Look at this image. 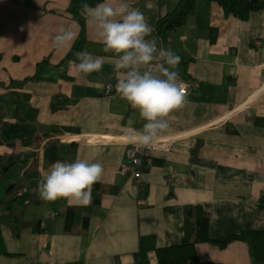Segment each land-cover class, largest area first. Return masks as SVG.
Instances as JSON below:
<instances>
[{
    "label": "crops",
    "instance_id": "obj_1",
    "mask_svg": "<svg viewBox=\"0 0 264 264\" xmlns=\"http://www.w3.org/2000/svg\"><path fill=\"white\" fill-rule=\"evenodd\" d=\"M176 1L128 0L153 29L146 39H158V21ZM71 2L0 0V264H161L159 249L183 241L190 206L204 208L212 237L197 242L195 264H259L240 234L264 229V7L241 16L199 0L173 29L188 102L170 115L165 133L176 136L153 150L139 181L120 165L133 153L128 119L135 130L145 121L116 89L106 91L117 83L114 56L90 19L82 51L102 57V70L82 74L76 55L67 57L81 30ZM61 26L77 38L57 50ZM77 158L103 165L91 203L42 200V174ZM4 166L23 176L3 182Z\"/></svg>",
    "mask_w": 264,
    "mask_h": 264
},
{
    "label": "clouds",
    "instance_id": "obj_2",
    "mask_svg": "<svg viewBox=\"0 0 264 264\" xmlns=\"http://www.w3.org/2000/svg\"><path fill=\"white\" fill-rule=\"evenodd\" d=\"M80 12L95 26L104 51L114 56L117 93L145 121L141 129L135 130V119H128L129 142L150 148L170 127V115L188 102L179 73L173 70L181 57L171 49L158 48L155 38L146 39L153 29L144 13L131 7L128 0H104L94 7L83 3ZM76 38L71 27L61 26L53 45L63 50ZM76 57L82 74L100 72L103 68L104 59L87 50L77 52ZM103 170L101 163L79 158L71 163L56 161L38 182L39 197L46 202L66 199L69 204L88 206L93 185L101 180Z\"/></svg>",
    "mask_w": 264,
    "mask_h": 264
},
{
    "label": "trees",
    "instance_id": "obj_3",
    "mask_svg": "<svg viewBox=\"0 0 264 264\" xmlns=\"http://www.w3.org/2000/svg\"><path fill=\"white\" fill-rule=\"evenodd\" d=\"M103 0H72L69 9L81 23V30L77 41L68 52L67 57L76 55L83 50L84 42L87 38L88 23L85 16L81 15L80 9L83 3L94 6ZM220 2L228 12H235L241 16H247L252 9L264 7V0H216ZM199 0H177L165 14H163L157 24L158 35L169 36L174 28L184 24L189 17L197 10ZM46 58L41 63L46 64ZM42 67V66H41ZM190 206L186 211L185 236L182 242L172 243L159 249L161 264H195L200 261L197 242L211 240L207 233L209 228V217L203 207ZM194 208V209H193ZM192 209V210H191ZM240 237L247 238L252 246L253 252L259 260V264H264V229L247 228ZM230 238L219 239L226 243Z\"/></svg>",
    "mask_w": 264,
    "mask_h": 264
},
{
    "label": "built area",
    "instance_id": "obj_4",
    "mask_svg": "<svg viewBox=\"0 0 264 264\" xmlns=\"http://www.w3.org/2000/svg\"><path fill=\"white\" fill-rule=\"evenodd\" d=\"M157 41V46L159 47H163L164 49H171L174 53H176L177 55H179L171 42V38L169 36H165V35H159ZM174 71H177L179 73V80L184 84L185 86V91L186 94H188L189 90H190V86L191 83L188 80L187 77L181 75L180 71L178 70V68L173 69ZM113 89H115V85L113 82H108L106 85V91L107 92H111ZM240 106L234 107L233 109H231L228 114L235 112ZM176 135H169L167 133H163L159 139L150 147V148H145L143 146L140 145H135L132 144V155L129 159L124 160L121 162L120 165V171L122 173H126L128 170H132L135 174V176L137 177V179L140 181V177L142 176V170L143 167L146 165H151L153 163V150L157 149L161 146H165L167 144L171 143V140L175 137ZM127 140H129V137H126ZM53 142V140H51ZM34 143H31V146H33L32 148H36L34 146ZM24 192L20 191L19 192V196H23ZM50 213L55 216L56 214H58L57 211L54 210H50Z\"/></svg>",
    "mask_w": 264,
    "mask_h": 264
},
{
    "label": "rangeland",
    "instance_id": "obj_5",
    "mask_svg": "<svg viewBox=\"0 0 264 264\" xmlns=\"http://www.w3.org/2000/svg\"><path fill=\"white\" fill-rule=\"evenodd\" d=\"M202 2V1H201ZM200 2V3H201ZM170 37V36H169ZM6 168V166H4V169ZM21 176H23V172L20 171L17 168H10L8 167V169H5L2 172V179L3 182H10L12 178H20ZM10 187V185L8 186V188Z\"/></svg>",
    "mask_w": 264,
    "mask_h": 264
},
{
    "label": "bare ground",
    "instance_id": "obj_6",
    "mask_svg": "<svg viewBox=\"0 0 264 264\" xmlns=\"http://www.w3.org/2000/svg\"><path fill=\"white\" fill-rule=\"evenodd\" d=\"M39 145V143L37 142L34 146L37 147ZM28 148H32L33 146H27ZM3 148L0 147V151L2 150Z\"/></svg>",
    "mask_w": 264,
    "mask_h": 264
},
{
    "label": "water",
    "instance_id": "obj_7",
    "mask_svg": "<svg viewBox=\"0 0 264 264\" xmlns=\"http://www.w3.org/2000/svg\"><path fill=\"white\" fill-rule=\"evenodd\" d=\"M11 187V186H10Z\"/></svg>",
    "mask_w": 264,
    "mask_h": 264
}]
</instances>
